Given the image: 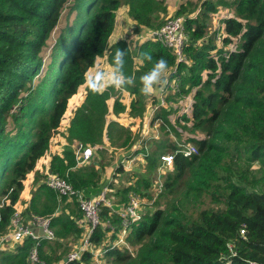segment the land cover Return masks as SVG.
Instances as JSON below:
<instances>
[{"label":"trees","instance_id":"16d2710c","mask_svg":"<svg viewBox=\"0 0 264 264\" xmlns=\"http://www.w3.org/2000/svg\"><path fill=\"white\" fill-rule=\"evenodd\" d=\"M122 4L134 22L150 29L161 26L160 16L169 5L166 0H0V196L7 200L0 207V234L14 215L23 182L32 172L35 184L43 177L34 169L47 151L51 152V172L76 190L95 191L102 178L112 174L113 156L103 151L104 160L97 163L94 159L90 165L75 168L74 142L103 145L106 118L118 127L117 148L130 147L138 139L139 134H133L130 126L118 123L124 116L133 124L146 110L147 96L139 91V76L151 64L141 65L136 57L142 52L150 53L153 60L164 57L169 70L175 66V57L157 41L143 42L136 52L123 40L109 44ZM219 7L233 13L222 20L226 35L222 46L214 42L221 36L219 31L206 43H199L208 35L210 15ZM174 16L188 17L184 22L187 63L178 64L169 76V83L175 82L178 90L166 100L173 101L194 89L189 132L204 138L189 140L196 153L190 158L177 155L163 176L164 189L157 203L168 208L131 225L127 241L139 247L136 255L112 248L105 258L112 264H264V0H190L180 4ZM232 39L237 40L236 51L225 49ZM50 46L48 64L42 70ZM117 48L127 49L125 71L137 78L136 87L125 92L130 98L128 105L121 100L122 92H90L86 83L100 59H105L107 71ZM81 88L84 97L70 112L69 128H64L69 102ZM168 114L160 108L152 122L161 119L179 137L168 122ZM159 131L161 139L148 142L144 179L132 186L134 176L126 174L122 166L114 171L117 184L109 187L116 205L126 203L130 191L151 194L150 176L158 156L176 149L167 139L166 129L161 126ZM143 153L141 149L135 155ZM226 156L241 158L243 169L224 162ZM254 164L257 169H251ZM180 188L186 196L194 191L200 202L208 198L219 207L191 216L179 208ZM51 192L39 185L29 202H24L22 215L53 213L58 205ZM71 203L72 212L63 208L51 221L56 241L40 243L39 257L45 264H56L70 250L67 240L79 237L76 221L82 215L77 204ZM109 212L102 208L100 219L102 224L109 220L115 227L107 243L111 245L120 220L109 217ZM91 241L105 243L101 227L96 228ZM33 245L32 240H26L16 247V255L1 257L0 264H28L27 250ZM81 262L93 264L87 253Z\"/></svg>","mask_w":264,"mask_h":264},{"label":"built area","instance_id":"2783aa9c","mask_svg":"<svg viewBox=\"0 0 264 264\" xmlns=\"http://www.w3.org/2000/svg\"><path fill=\"white\" fill-rule=\"evenodd\" d=\"M231 17L233 16L228 14L224 19ZM186 18L188 17H166L164 18L163 24L156 29L146 28L132 21V23H134V29L137 30L134 36L136 37V41L131 44L127 41V46L133 52H136L137 48L143 42L157 41L161 43L165 48L170 50L175 57V66L171 68L168 73L170 76L175 73L178 64L187 63L186 57L184 56V48L188 42L184 26ZM221 32V36L217 39L219 41H222V39L226 37L223 30ZM199 43L204 44V41ZM228 46L229 49L227 50L236 51L237 40L232 39V42L228 44ZM169 76L167 77L168 79ZM202 76L203 79H205L206 73H203ZM167 87H169V90L163 92L164 97H154V95L146 97L145 109H147V111L144 113L143 119L146 124V116L147 118L149 117V126L147 125L148 123L143 126V131L139 133L138 139L130 147L115 149L106 145L101 147L96 145L87 146L81 143L73 145V149H75V168L90 165L98 150H103L113 156L111 177L105 179V181H101L99 189L95 191L74 189L73 186L64 178L51 172L49 156L45 153L44 157L41 158V161L39 160L35 166L34 172L41 168V165H43L42 163H47L45 171L41 173L43 174V180L41 182L56 195L58 206L53 213L45 216L30 214L23 217L22 209L15 211L14 215L10 219V223L6 231L0 234V258L16 255L19 252L17 251V246L23 244L26 240H32L34 245L27 250V263L45 264L39 257L38 248L40 243L43 241L47 243L56 241L55 233L51 227V221L59 214V206L63 202V199H65V202L67 203L75 202L82 217L76 221V226L80 230L79 237L77 239L74 237L73 240L71 239L70 242H68V246L70 248L69 253L60 259L56 264H82L81 258L85 253L90 255V260L93 264H103L105 254L112 248H122L130 251V245L128 244L127 237L130 233L131 225L141 221L145 215H152L157 211H165L166 209L165 203H157L159 197L163 193V176L165 175V171L171 169L174 158L177 155H181L183 158H190L196 153V149L191 143H189V140H201L204 138L201 134L189 132L193 126L192 112L194 105V89L189 91L185 96L175 98L173 101L168 102L166 100L167 97L176 93L178 89L175 82L169 83L168 81ZM73 107L70 108L69 106L67 113L71 112ZM160 108H164L167 112H169L167 115L168 122L170 126L178 132L179 137L172 133L171 128L164 124L161 119L156 120L154 123L152 122L155 112ZM172 116L173 119L171 121ZM111 122L112 121H107V127L111 125ZM155 126H157L156 132L158 135H148L147 127L154 129ZM161 126L166 129V132L169 133L171 137H174L176 149L173 152L162 153L158 156L156 170L150 178L151 194H149L147 190L141 192V194L130 191L127 202L116 205L114 202V194L109 187L110 183L117 184V181L114 179V171L118 169L119 166H122L126 174L134 176L130 185L133 186L137 183L139 177L141 176V172H145V159L149 155L148 142L159 139V128ZM68 127L69 124L66 128ZM183 127H186L187 129H184ZM176 137L179 138V141H176ZM105 140L106 143H108L107 135H105ZM141 149L144 153L135 155V153H138ZM141 161L143 163H141ZM138 163L140 166L139 168L136 166ZM33 176L34 173L32 174V177ZM28 185L29 183L26 185L24 183L23 192L26 190ZM2 205L3 203L0 207H2ZM104 207L109 209V217L117 216L120 220L119 231L116 233V239L111 243V245L107 243H109L110 236L115 231V227L111 225L109 220H106L105 223L102 224L100 214L102 213V208ZM98 227H101L106 235L105 243L100 245H96L91 241L94 231ZM244 235V231H240V236L244 238ZM228 247L231 255L235 256L232 251V247L230 248V245Z\"/></svg>","mask_w":264,"mask_h":264},{"label":"rangeland","instance_id":"374dc122","mask_svg":"<svg viewBox=\"0 0 264 264\" xmlns=\"http://www.w3.org/2000/svg\"><path fill=\"white\" fill-rule=\"evenodd\" d=\"M187 1H190V0H166V3L167 4H174V3H177L176 4V9L178 8V6L180 5V4H182V3H186ZM206 1V0H205ZM123 3V2H122ZM167 10V9H166ZM166 14V13H165ZM164 14V15H165ZM228 14H230V15H233V13H232V11H230L229 9H227V8H224V7H219L218 9H217V12L215 13V14H212V15H210V18H211V20H210V22H209V27H208V35L205 37V39L203 40L204 41V43H206L207 42V40H208V38L215 32V31H219V35L220 34H222V30H223V28H224V24H223V22H222V20L228 15ZM163 14H161V16H160V19L162 20V22H161V25L163 24V21H164V18H166L167 17V15H163ZM172 16H174V15H172ZM192 17H194V16H192ZM71 20H72V16L71 17H69V19H68V24H70V22H71ZM62 21H65V19H62ZM132 19L129 17V15H128V10H127V7H126V5L125 4H122L121 6H120V8L118 9V11H117V13H116V18H115V22H114V32L112 33V37L110 38V40H109V44H112V43H115V42H117V41H121V40H123V41H125L126 42V44H127V41H129V43L131 44V43H133V42H135L136 41V37H134L135 36V33H136V29H134V23H132ZM66 22V21H65ZM65 22H61V25L62 26H64V24H65ZM57 33V32H56ZM218 35V36H219ZM225 35V34H224ZM186 36H187V34H186ZM188 37V36H187ZM54 39L56 40V34L54 35ZM215 43H216V45H217V47H221L222 45H221V41H219V40H217V38H216V40L214 41ZM53 45V44H52ZM51 45V46H52ZM51 46L49 47V49L47 50V53H46V55L44 56V58H43V64H44V66L42 67V70H45V66L48 64V58H49V53H50V49H51ZM225 49H229V46H226L225 47ZM104 62H105V59L103 58V59H100L98 62H97V66H96V68L95 69H98V68H104ZM94 69V70H95ZM93 70V71H94ZM93 71H91L90 73H89V75H88V77H87V80L89 79V77L92 75V72ZM169 75H167V77H168ZM86 80V81H87ZM98 91H100V92H106L103 88H101L100 90H98ZM84 93V90H83V88H81L79 91H78V93H77V95L76 96H74L73 98H72V100H70V102H69V106H70V108H72L73 106V109L75 108V106L78 104V103H80L81 102V100L83 99V94ZM155 96H160V97H164V94L163 95H160V94H156V95H154V97ZM120 97H121V100L123 101V103H125L126 105H128V103H129V100H130V98L128 97V95L126 94V93H122L121 95H120ZM146 99V98H145ZM155 99V98H154ZM72 109V110H73ZM71 110V111H72ZM147 111V109L145 110V112ZM144 112V113H145ZM69 116H70V112L69 113H67L66 114V116H65V118H64V123L62 124V126H64V128H66L67 126H68V124H69ZM143 117H144V114H143V116H142V119L141 120H135L134 121V123L133 124H131L132 123V121H129V120H127V118H125L124 116H122V117H120V119H119V122L118 123H120L122 126H130V129H131V131H132V133H141L142 131H143V126H145L147 123V125L149 126V117L147 118V116H146V124L144 123L145 122V120L143 119ZM172 119H173V116L171 117V121H172ZM108 121V119L106 118V122ZM138 125V126H137ZM69 128V127H68ZM108 127H107V125H106V130H104L103 131V141H102V144L103 145H97V144H92V145H96V146H98V147H101V146H108V147H113V148H117L116 147V145H117V138L119 137L118 136V127H116V125H111L110 127H109V132H108V129H107ZM156 128H157V126H155L154 127V129H151L150 127H147V129H148V132H147V134L148 135H151V136H154V135H158V133L156 132ZM158 131V130H157ZM135 133V134H136ZM105 135H107V138L109 139V142L108 143H106V140H105ZM159 135H160V137H159V140L161 139V137H162V134L160 133V131H159ZM166 135V137H167V139L168 140H170L171 142H174L175 140H174V137H171L170 135H169V133H167V134H165ZM177 138V137H176ZM175 138V139H176ZM176 141H179V138H177L176 139ZM150 142V141H149ZM52 143H54V141H52ZM74 143H77V142H74ZM175 143V142H174ZM153 144V142H151L149 145L151 146ZM54 148H53V145H52V148H51V150H53ZM72 149H73V146H72ZM47 154H48V156H49V164H50V154H51V152H50V150L49 151H47L46 152ZM103 150H98L97 152H96V155H95V162H100L101 160H104L105 159V155H103ZM107 154V153H106ZM45 155V154H44ZM111 156V155H110ZM44 157V156H43ZM121 159V158H120ZM112 161H113V158L111 159ZM114 160H116V159H114ZM40 161H41V159H40ZM223 161L224 162H226V163H228V164H231L233 167H235V168H238L240 171L243 169V161H242V159L240 158H238V157H230V156H226V157H224L223 158ZM141 163H143L142 161H141ZM43 165H41V168L38 170L39 172H38V174L40 175L42 172H44L45 171V168H46V166H47V163H42ZM111 164H112V162H111ZM136 166H137V168H139L140 166H139V163L138 164H136ZM258 168V166L256 165V164H254L253 166H252V168L251 169H257ZM135 170H137V169H135ZM146 171V170H145ZM169 172V169L168 170H166L165 171V174H167ZM66 173H68V172H66ZM65 173V174H66ZM145 172H141V176L139 177V179H144L145 178V174H144ZM32 174H33V172L31 173V175H29L28 177H27V179L23 182V185H24V183H25V185L26 184H28L29 183V185L27 186V188H26V190L23 192V193H21V195H20V199H19V201H18V203L15 205V211H19L20 209H22V206H23V204H24V202H29V199L31 198V194H32V192L39 186V185H43L42 184V180H43V178H42V176H40V178H39V180H38V182H36V184L34 183V176L32 177ZM187 177V176H186ZM184 178L185 180L187 179V178ZM150 178H151V176H150ZM38 185V186H37ZM183 189V192H181V194L179 195V201H178V205H179V208H181V209H183L184 211H186V212H189L190 213V215L192 216L193 214H194V212H196V211H201V210H211V209H213V208H217V207H219L218 206V204L216 203V202H209L208 201V198H207V202H200V199L198 198V196L194 193V191L193 192H191L189 195H185V193H184V188H180V190H182ZM1 190V189H0ZM52 193V192H51ZM176 195H178V193H176ZM4 201H6V199H5V197H1L0 196V204H2ZM1 206V205H0ZM168 205L166 204V207H167ZM68 209L70 212H72V210L74 209V206L72 205V203L70 202H62L61 204H60V206H59V210L60 211H62V209ZM168 208V207H167ZM59 214H60V212H59ZM66 214V213H65ZM48 215V214H47ZM23 216V215H22ZM23 217H26V216H23ZM73 240L74 239V237H71V238H69L68 240H67V243L68 242H70V240ZM232 247V245H230V248ZM138 246H134V247H132V246H130V251H129V253L132 255V257H134L135 255H136V253H137V250H138ZM120 250H123L122 248L120 249ZM232 250H233V248H232ZM69 253V252H68ZM67 253V254H68ZM66 256V255H65ZM103 264H112L111 262H110V260H108V259H106L105 257H104V259H103Z\"/></svg>","mask_w":264,"mask_h":264},{"label":"clouds","instance_id":"9594fccd","mask_svg":"<svg viewBox=\"0 0 264 264\" xmlns=\"http://www.w3.org/2000/svg\"><path fill=\"white\" fill-rule=\"evenodd\" d=\"M127 49L117 48L110 56L107 71L104 68L95 69L86 81L90 92H97L101 88L105 91L114 89L118 92H128L130 88L136 87L137 78L125 71ZM141 65L146 62L151 68L139 76V91L145 96L163 94L168 85L167 75L169 64L164 57L153 60L148 52H142L137 57Z\"/></svg>","mask_w":264,"mask_h":264},{"label":"crops","instance_id":"0c3cea01","mask_svg":"<svg viewBox=\"0 0 264 264\" xmlns=\"http://www.w3.org/2000/svg\"><path fill=\"white\" fill-rule=\"evenodd\" d=\"M176 4L177 3H174V4H169L168 6H167V10H166V14L165 15H167V17H170V16H172V15H174V13L176 12ZM164 15V16H165ZM163 16V15H162ZM112 37V36H111ZM40 169V168H39ZM39 169H37L35 172H39L38 170ZM111 177V175H109V176H105V177H103L102 178V181L104 180L105 181V179H107V178H110ZM101 184V183H100Z\"/></svg>","mask_w":264,"mask_h":264}]
</instances>
